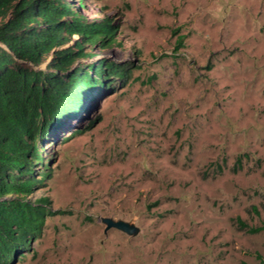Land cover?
Returning <instances> with one entry per match:
<instances>
[{"label":"rangeland","instance_id":"374dc122","mask_svg":"<svg viewBox=\"0 0 264 264\" xmlns=\"http://www.w3.org/2000/svg\"><path fill=\"white\" fill-rule=\"evenodd\" d=\"M69 1L118 26L77 63L132 72L49 135L53 175L30 199L58 213L10 264L259 262L264 230L239 220L264 226V0Z\"/></svg>","mask_w":264,"mask_h":264},{"label":"trees","instance_id":"16d2710c","mask_svg":"<svg viewBox=\"0 0 264 264\" xmlns=\"http://www.w3.org/2000/svg\"><path fill=\"white\" fill-rule=\"evenodd\" d=\"M117 31L110 17L88 19L69 0H0V264L24 256L58 213L48 197L30 199L53 175L41 154L49 135L83 101L130 78L128 61L77 63L92 46H112Z\"/></svg>","mask_w":264,"mask_h":264},{"label":"water","instance_id":"95a60500","mask_svg":"<svg viewBox=\"0 0 264 264\" xmlns=\"http://www.w3.org/2000/svg\"><path fill=\"white\" fill-rule=\"evenodd\" d=\"M102 222L105 224V232L114 228L125 232L128 235L135 236L139 233L140 229L133 222H128L122 219H113L111 217H103Z\"/></svg>","mask_w":264,"mask_h":264}]
</instances>
